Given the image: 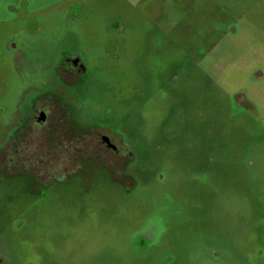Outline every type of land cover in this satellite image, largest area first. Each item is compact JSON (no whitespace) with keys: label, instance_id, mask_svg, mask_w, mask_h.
Instances as JSON below:
<instances>
[{"label":"rangeland","instance_id":"obj_1","mask_svg":"<svg viewBox=\"0 0 264 264\" xmlns=\"http://www.w3.org/2000/svg\"><path fill=\"white\" fill-rule=\"evenodd\" d=\"M0 264H264V0H0Z\"/></svg>","mask_w":264,"mask_h":264},{"label":"flooded vegetation","instance_id":"obj_2","mask_svg":"<svg viewBox=\"0 0 264 264\" xmlns=\"http://www.w3.org/2000/svg\"><path fill=\"white\" fill-rule=\"evenodd\" d=\"M82 66H83V62L81 61L80 58L73 56V55L68 57V55H67V59H66V61H64L63 65H61V69L65 70V71L74 70V69H75V71H80L82 69ZM41 101H43V103L40 102L35 106V108L31 111L32 112L31 115L27 116V119L25 120L24 124L22 122L21 128L16 129V133L14 136L15 139L13 140V142H15L14 146H15L16 156L14 157V155H13L15 160L23 159V157L21 155V149L27 147V141L26 140L23 142V141H19V139H18L20 137L19 135H22V133H21L22 130L25 129V133H28L30 126H32L33 122H35L34 124H37L39 127L46 128L47 132L50 131L49 124H50V119H52L51 117L53 116L52 114H53L54 109L46 101H44V100H41ZM69 115H70V113H69ZM53 124H54V125H52L53 128L59 127L58 128V131H60L59 148H60L61 152H64V148H67V147H69V148L72 147L74 149V153L77 152V155H75L76 154L75 153L74 155H70L68 158L66 157V153L64 152L65 153L64 161L61 163V166H60L63 168V170H62L63 172H62L61 178H59V179L65 181V180H67V178L70 177V175L76 174L77 171H80L82 169L81 166L85 162L90 160L92 157L88 159L86 157H80L79 156L78 152L82 151V147L76 146V143H79L80 141L79 140H75V141L72 140L73 138H75L77 131H78L76 129L75 125L73 127L70 124H68L67 129L65 130V127H64V130H62L63 124L61 125V123L55 122V121ZM61 132H63V133H61ZM97 133L99 136L98 144H100V147L105 149L106 152L109 151L113 160H115L117 163H121L124 165L125 157L120 154V148L118 146L117 141L113 137L105 135L103 131L102 132L99 131ZM46 138H47V136H46ZM69 148H67V149H69ZM93 153L95 154V151H93ZM97 158L100 159L102 157H97L96 155L93 156V160H95ZM102 159H104V158H102ZM80 164H82V165L80 166ZM111 173L113 174V176L116 175V172H114L113 170H111ZM120 174H123V172L121 171ZM118 178H119V175H118Z\"/></svg>","mask_w":264,"mask_h":264}]
</instances>
